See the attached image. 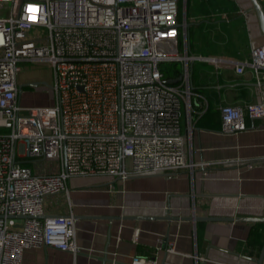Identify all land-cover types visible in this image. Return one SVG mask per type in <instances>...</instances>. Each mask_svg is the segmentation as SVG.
Wrapping results in <instances>:
<instances>
[{"label": "built area", "instance_id": "built-area-1", "mask_svg": "<svg viewBox=\"0 0 264 264\" xmlns=\"http://www.w3.org/2000/svg\"><path fill=\"white\" fill-rule=\"evenodd\" d=\"M186 29L179 0H0V264H21L29 247L77 251L73 176H171L232 161L187 158L183 107L190 126L198 94L190 61L221 57L189 53ZM234 61L236 71L249 66L258 74L264 42L250 59ZM166 62L179 63L176 77L163 75ZM33 63L49 67V80L23 82ZM31 82L48 85L51 104L21 103ZM220 116L222 132L243 130L247 117L264 116V101L222 104ZM57 194L68 208L46 211V199ZM134 264L157 258L138 255Z\"/></svg>", "mask_w": 264, "mask_h": 264}, {"label": "crops", "instance_id": "crops-1", "mask_svg": "<svg viewBox=\"0 0 264 264\" xmlns=\"http://www.w3.org/2000/svg\"><path fill=\"white\" fill-rule=\"evenodd\" d=\"M225 1V8L189 14L187 51L221 59L190 61L198 94L191 96L190 126L183 107L181 127L189 133L188 159L232 161L196 165L192 173L185 168L171 176H73L68 187L77 251L29 247L21 264H134L138 255L155 256L157 264H258L263 220L160 218L264 216V116L247 117V127L233 133L220 129L222 104L264 101V68L258 74L249 66L238 72L234 61L250 59L264 33L250 0ZM61 198L63 194L49 196L46 211H65Z\"/></svg>", "mask_w": 264, "mask_h": 264}, {"label": "rangeland", "instance_id": "rangeland-1", "mask_svg": "<svg viewBox=\"0 0 264 264\" xmlns=\"http://www.w3.org/2000/svg\"><path fill=\"white\" fill-rule=\"evenodd\" d=\"M263 0H261L262 2ZM235 3V2H234ZM227 5V1L225 0H192V3L188 8L185 7L186 15L188 13L191 15V12H203V9L211 7L225 8ZM187 17V22H188ZM188 25V24H187ZM50 69L46 64H30L27 68H24L20 74V78L25 81H29L31 79H47L50 78ZM22 94H21V103L25 106H42L49 105L52 102V94L47 84L39 83L37 85H32L30 83H26L22 86ZM47 167H49L52 163L46 162ZM42 168L45 167L44 163H40Z\"/></svg>", "mask_w": 264, "mask_h": 264}, {"label": "water", "instance_id": "water-1", "mask_svg": "<svg viewBox=\"0 0 264 264\" xmlns=\"http://www.w3.org/2000/svg\"><path fill=\"white\" fill-rule=\"evenodd\" d=\"M251 1V7L255 9V12L258 17L259 21V26L261 28V31L264 33V7L262 6L261 2L259 0H250ZM185 7V3H184ZM179 78V77H178ZM171 81H174L176 79H168ZM24 83H20L19 87ZM30 84L36 85L37 82H31ZM74 218L75 215L73 214ZM160 218H165V219H173V220H178V219H184V218H189V219H199V218H207V219H246V220H263L264 221V216H237V217H211V216H206V217H199V216H190V217H182V216H171V215H161ZM165 244V243H164ZM164 244L162 246H164ZM264 255V243L261 247L259 258H258V264H260L262 258Z\"/></svg>", "mask_w": 264, "mask_h": 264}, {"label": "trees", "instance_id": "trees-1", "mask_svg": "<svg viewBox=\"0 0 264 264\" xmlns=\"http://www.w3.org/2000/svg\"><path fill=\"white\" fill-rule=\"evenodd\" d=\"M184 3H185V7L188 8L190 4V0H179V20H182V10L184 7ZM187 17H188V13L186 15V18ZM191 36H192L191 25H188L186 29V39H187L188 48H189V43L191 41ZM181 40H182V37H181ZM161 70L163 72V75L168 78L176 77L179 71V63L178 62L162 63ZM263 241H264V236H263L262 241L258 245L259 248L261 247V244L263 243Z\"/></svg>", "mask_w": 264, "mask_h": 264}]
</instances>
